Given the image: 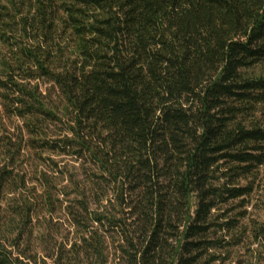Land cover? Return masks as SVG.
Segmentation results:
<instances>
[{
  "label": "trees",
  "instance_id": "16d2710c",
  "mask_svg": "<svg viewBox=\"0 0 264 264\" xmlns=\"http://www.w3.org/2000/svg\"><path fill=\"white\" fill-rule=\"evenodd\" d=\"M262 168L264 0H0V264H212Z\"/></svg>",
  "mask_w": 264,
  "mask_h": 264
},
{
  "label": "rangeland",
  "instance_id": "374dc122",
  "mask_svg": "<svg viewBox=\"0 0 264 264\" xmlns=\"http://www.w3.org/2000/svg\"><path fill=\"white\" fill-rule=\"evenodd\" d=\"M50 141L55 140L52 138ZM31 153L28 151L26 154L29 160ZM43 158H51L60 161V164L66 163L67 166L74 164L70 157L58 155L56 151L49 149L45 150ZM221 212L224 215L219 217V222L236 218L239 229L236 233L216 231L214 236L219 239L220 247L214 251L218 254V259L212 264H264V231H256L257 227L264 224V168L254 177L253 191L245 197V201L229 200L221 206L219 213Z\"/></svg>",
  "mask_w": 264,
  "mask_h": 264
}]
</instances>
